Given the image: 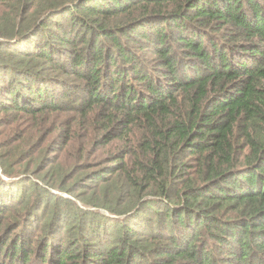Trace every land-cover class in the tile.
<instances>
[{
  "label": "trees",
  "instance_id": "trees-1",
  "mask_svg": "<svg viewBox=\"0 0 264 264\" xmlns=\"http://www.w3.org/2000/svg\"><path fill=\"white\" fill-rule=\"evenodd\" d=\"M0 115V264H264V0H0Z\"/></svg>",
  "mask_w": 264,
  "mask_h": 264
},
{
  "label": "rangeland",
  "instance_id": "rangeland-1",
  "mask_svg": "<svg viewBox=\"0 0 264 264\" xmlns=\"http://www.w3.org/2000/svg\"><path fill=\"white\" fill-rule=\"evenodd\" d=\"M25 120L24 121L15 120V119H10V118H5L2 115H0V141H1V137H2L1 135H3L5 133V131H11L16 126H19L17 124H19V123L21 124V122L24 123Z\"/></svg>",
  "mask_w": 264,
  "mask_h": 264
}]
</instances>
